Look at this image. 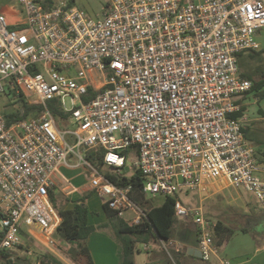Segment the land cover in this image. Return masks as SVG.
<instances>
[{"label": "built area", "instance_id": "2783aa9c", "mask_svg": "<svg viewBox=\"0 0 264 264\" xmlns=\"http://www.w3.org/2000/svg\"><path fill=\"white\" fill-rule=\"evenodd\" d=\"M17 1L21 26L11 27L0 13V94L15 88L44 109L8 125L0 108V254L22 244L23 223L31 236L39 231L41 242L57 244L61 217L53 196L62 181L75 190L63 167H83L119 217L132 211L130 225L144 222L131 186L113 183L81 149L104 148V164L121 172L125 151L137 146L133 165L145 195L176 198L188 189L204 202L215 189L234 186L264 207V163L243 121L230 116L241 108L234 96L253 87L240 75L238 55L260 49L264 0H106L101 17L64 0ZM98 73L102 90L86 102L94 83L88 74ZM50 100L71 113L74 129L58 128ZM175 211L196 225L204 261L234 264L216 245V223L204 205L176 198ZM141 248L152 252L151 243Z\"/></svg>", "mask_w": 264, "mask_h": 264}, {"label": "trees", "instance_id": "16d2710c", "mask_svg": "<svg viewBox=\"0 0 264 264\" xmlns=\"http://www.w3.org/2000/svg\"><path fill=\"white\" fill-rule=\"evenodd\" d=\"M44 5L55 4L53 0H43ZM74 0H69V5H74ZM250 55L255 57L264 52L261 50H249ZM241 55V53L239 54ZM240 75L247 79L253 80L252 89H261L264 87V77L260 80H254L251 74L240 73ZM14 92V96L21 107L16 113L3 112L7 119L8 125H12L18 120L28 119L31 115L38 116L42 113L44 106L37 103H29L21 92L17 89L9 87ZM251 89V90H252ZM102 89L96 90L92 85L89 86V92L83 97V100L88 102L95 98ZM6 92V91H5ZM18 95V98L16 97ZM264 96V92L261 93ZM48 109L55 118L61 120H68L71 118V113H65L60 110L57 100H50L46 103ZM232 117H238L240 114L231 115ZM106 150L102 147H96L91 149L87 153V158L101 171L103 172L113 183L119 186H131V197L139 205L145 203V193L143 191L144 178L138 168L135 167L134 172L128 175L123 169L118 172L115 169L109 168L104 164V155ZM128 150L125 151V154ZM72 200L64 195H54L53 203L61 217V223L56 230V238L64 241L70 247L67 251V256L76 264H95L88 246V239L91 233L95 230V227L89 224L88 216L89 211L84 200L77 201L73 207L69 204ZM176 198L174 196H165V201L161 205H151L144 211L146 213V219L141 224L129 225L122 217L117 215V212L112 210L108 203H104V209L109 217V222L102 225L103 228H113L115 230V236L120 241L121 251L120 259L121 264H137L134 255L137 251L138 243H148L151 238H161L164 240H170L174 237V231L178 227L179 220L175 211ZM189 221L190 219H184ZM190 222V221H189ZM192 225V224H191ZM194 225V224H193ZM241 227L240 225H238ZM186 232H197V227L185 226ZM195 227V228H194ZM236 229L225 225L222 220L218 221L215 225L214 239L217 246L221 248L223 243L229 241L231 235ZM244 232H248L246 227L240 228ZM183 239V238H182ZM150 243V242H149ZM7 264H14V261L10 259L8 254L2 252ZM56 264H62L58 259H52ZM38 264H51L48 259L45 258Z\"/></svg>", "mask_w": 264, "mask_h": 264}, {"label": "crops", "instance_id": "0c3cea01", "mask_svg": "<svg viewBox=\"0 0 264 264\" xmlns=\"http://www.w3.org/2000/svg\"><path fill=\"white\" fill-rule=\"evenodd\" d=\"M1 2H2V6L0 7V13H4L7 16L11 24V27L21 26L22 21L24 20V14L20 6L18 5V1L17 0H10V1L1 0ZM252 77L254 80H260L264 76H258V77L252 76ZM92 79L94 80L93 81L94 83L92 84V86L96 90H100L99 87L101 86V82L97 78V75H96V79H94L93 77ZM262 92H264V87L261 89H252L246 93L238 94L234 96L235 102L239 104L241 108L239 111L230 114V116L234 114H240V116L233 117V118H239L243 121L244 134L247 137V139L255 146L256 156L258 160L264 163V96H261ZM33 103H37V102H33ZM38 116H33L30 118H36ZM74 125H75L74 127H66L62 130L74 129L76 127V124L74 123ZM62 173L75 187V190H72L70 188V185L67 182L62 181L59 186V189L56 192V195L58 196L64 195V196L69 197L72 200L69 204L70 207H73L77 201L84 200L85 204L87 205L88 211H89V216H88L89 224L93 225L94 227L97 226V228H99L102 225H105L107 222H109V217L103 206L104 203L106 202V199H104L106 197L101 196L95 190V188H93V186L90 184L89 176L86 173V170L83 167H75V168L63 167ZM224 189H215L213 194L209 195L208 198L207 196H205V201H207V199H210L209 201L214 200L215 198L214 194L216 193L222 196L227 195V194H224V191H225ZM206 205H204L205 208H206ZM93 210H96L98 215L96 216L92 215ZM245 211L248 212L247 210ZM219 220L221 221V218L218 219L217 222ZM253 221H254L253 222L254 226H256V228H254L253 226L251 227L253 229L248 230V232H244L240 229H236L233 235H231L230 237V239L232 240L236 232H239V231L245 233V235H249L248 237L249 240L248 242H246V246H247V243L250 246L249 249L244 251V248L246 247L245 246V247H242V249L238 253L233 254L230 251L228 252V250H226L227 248H225L224 250L222 246L221 248L218 246L219 250L224 256L228 252L229 255H231L232 258L235 259L233 261L234 264H264V227L261 224V221H264V216H258V218L254 217ZM177 226H178L177 228H179V226L183 228V231L181 234L183 239H174V237L170 239L174 243L175 256L177 255L179 256V258L183 257L186 262L191 263L194 261L195 258H200L188 252L189 247L198 248V233L184 231L186 229L185 227L186 221L183 218L179 220V224ZM94 231L89 236L88 246H89V249H90V252H91V255H92V258L95 264H102L101 259L103 258V255L100 254L101 259L99 260L97 251L102 250L103 252L105 251L106 253L108 246H111L117 254L120 253L121 245H119L118 243H115L116 241L114 240L115 241L114 242L111 238L109 240L104 234L98 235V233H96L97 231L95 232ZM23 234H26L25 230H23L22 232V237H23ZM36 234H37L36 238H34L33 236L29 234L26 240H28V242H30V244H32L33 246H39L40 248L41 247L46 248V253L47 252L48 253L47 255L44 256L43 259L47 258L48 262H50L51 264H55L52 261V259H56V258L63 259L62 258L63 256L59 254L61 253V254H64V256H66V258L70 262H72V260L67 256V251H62L65 247L61 249V247L57 248V246L56 247L50 246L46 244V242H41L40 240L43 239L41 236V233L38 231ZM55 239L57 241L56 245L61 244L63 246L69 247V245L65 243L64 241L57 239V238ZM138 244H141V246L140 247L137 246V251L134 255V258L137 264H171L170 256H169L170 260H168V258L165 255L164 250L160 246L155 245L154 243H151L155 245L154 246L155 248L154 249L152 248V252L147 253L141 248L143 243L141 242ZM22 246L23 245H20V246L12 248L11 250L5 251V254L9 255L10 259L14 261V264H23V263L32 264L26 260H29L33 257L32 256L33 250L30 248H26V246L25 247L24 246L22 247ZM109 254L110 253L105 254V255H109ZM1 259H3L4 262H6L2 254H1ZM173 260L177 264H179L175 260V258H173ZM109 264H121V259H117V261H114V259L111 257V262H109Z\"/></svg>", "mask_w": 264, "mask_h": 264}, {"label": "rangeland", "instance_id": "374dc122", "mask_svg": "<svg viewBox=\"0 0 264 264\" xmlns=\"http://www.w3.org/2000/svg\"><path fill=\"white\" fill-rule=\"evenodd\" d=\"M53 1L54 3H59L62 0H53ZM64 1L69 2V0H64ZM73 4L79 7L80 9H82L84 12H86L90 17H101L105 11L104 8L106 6V0H74ZM1 6H2V2L0 0V7ZM256 37H257V41L260 44L259 50L264 49V28H262L257 33ZM249 53L250 51L247 50V51L242 52L241 55H238L240 73H248L255 77L264 76V52L260 53L259 55H256L255 57H252ZM74 69L77 72L79 70V67H75ZM76 72L73 74H76ZM88 75H89V79H91V74H88ZM97 76H100V74L98 73ZM92 77L96 79L95 74H92ZM16 97L18 98V95ZM66 104L68 108L71 107V102L69 98L66 99ZM20 107H21V103H19L17 99L15 98L14 92L11 91L8 86H6V92L0 94V108L2 109L4 113L5 112L16 113ZM33 116L34 115H31L30 117H33ZM56 122H57L58 128L61 130L66 127L75 126L72 118L68 120H64V121L56 118ZM67 139L72 144L75 143V138L72 135H68ZM89 151L90 150L81 149V152L84 155H87ZM137 153H138L137 146H132L128 150V153H127L128 160H127V166L125 168V172L128 175H131L134 172L135 166L133 164H136L137 162V155H138ZM70 157L73 162L77 161V158L75 156H70ZM224 190H225L224 194H227V195L222 196L216 193L217 195L214 194L215 198L212 201H209L210 199H207V201L204 200V202H200L201 195L196 191H191L188 189H179L176 194V198L186 206H198L200 204L206 205L207 203L206 208H205L206 215L208 218H210L214 222H217V220L221 218L222 222L225 225H228L234 229H240L242 227H246L248 230L253 229L251 228L254 226L253 218L254 217L258 218V216H264V207H262L257 197L254 195V193L246 191L244 188H236L232 186V187H227ZM211 194H213V192L208 194L207 198ZM145 198L147 201L143 203L142 205L140 204V207L143 210H144V206H146L147 208L148 206H151V205H161L165 201V196L160 195V194L159 195H151V194L145 195ZM245 210H247L248 212H246ZM92 215L94 216L98 215L96 210H93ZM134 216L135 214L132 211H128L125 213L123 219L125 221L127 220L126 222L128 223V220L133 218ZM189 221H187L186 226L189 227V226L195 225L192 222V220H189ZM261 224L264 227V221H261ZM238 225H240L241 227H239ZM254 228H256V226H254ZM29 229L30 227L23 223V230H25L26 234H23V237H22L23 242L21 245H23L24 247L26 246V248H30L33 250V255H32L33 257L26 261L32 264H38L40 263L41 260H43L44 256L47 255L48 252L46 253L45 247L40 248L39 246H33L32 244H30V242H28V240H26L27 236H29L28 234ZM33 229L36 231L37 230L36 226L33 227ZM95 229L98 235L104 234L109 240L111 238L113 241L114 240L116 241V242L114 241L115 243H118L119 245H121L120 241L115 236V230L113 228L108 227L106 229L103 227L97 228V226H95ZM182 231H183L182 227L179 226V228H176L174 231V239H182V235H181ZM248 237L249 235H245V233L243 232H240V231L236 232V234L234 235V238L232 240L230 239L231 241L229 240L228 242L222 244V248L224 250L225 248H227L226 250H228V252L230 251L233 254L238 253L242 249V247L246 246V242H248L249 240ZM149 242L160 246L164 250L165 255L168 258V260H170L169 258V254H170L173 258H175V260L179 264H220L215 258H213L209 262H206L201 257L195 258L193 262L188 263L184 260L183 257L179 258V256L177 255L175 256L174 243L168 246H164L162 244V241L159 238H151ZM167 242H170V241L167 240ZM154 244H152L153 249L155 248ZM59 245H55V247L56 246L57 248L61 247V249L65 247L62 251L69 250L68 248L70 246L67 247L61 244ZM140 246L141 244H138V247ZM249 248L250 246L247 243V246L244 248V251H246ZM228 252L225 254V257H227L231 261H234L235 259L232 258V256L229 255ZM108 253L110 254L105 255ZM59 254L63 256V257L61 256L63 259L61 258L60 259L56 258V259H58L63 264H75L73 261L70 262L66 258V256H64V254H61V253ZM100 254L103 255L102 259L100 258ZM97 255H98L99 260L101 259L102 264H109V262H111V257L114 259V261H117V259H120V253L117 254L111 246H108L106 253L105 251L103 252L102 250L97 251ZM0 264H7L6 262H4L3 259H1V254H0Z\"/></svg>", "mask_w": 264, "mask_h": 264}, {"label": "water", "instance_id": "95a60500", "mask_svg": "<svg viewBox=\"0 0 264 264\" xmlns=\"http://www.w3.org/2000/svg\"><path fill=\"white\" fill-rule=\"evenodd\" d=\"M188 252L197 257H202V253L199 248L189 247Z\"/></svg>", "mask_w": 264, "mask_h": 264}]
</instances>
